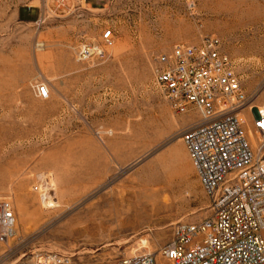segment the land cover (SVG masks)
Returning <instances> with one entry per match:
<instances>
[{
  "label": "rangeland",
  "instance_id": "374dc122",
  "mask_svg": "<svg viewBox=\"0 0 264 264\" xmlns=\"http://www.w3.org/2000/svg\"><path fill=\"white\" fill-rule=\"evenodd\" d=\"M73 1L71 12L55 14L47 0H0V200L18 223L0 244V264L48 253L116 263L156 251L175 224L209 216L180 140L186 116L154 79L157 55L214 36L243 90L264 103V0H107L98 10ZM34 2L41 21L19 22L17 8ZM106 29L108 57L78 62L75 49ZM150 192L160 208L139 215L138 197Z\"/></svg>",
  "mask_w": 264,
  "mask_h": 264
},
{
  "label": "built area",
  "instance_id": "2783aa9c",
  "mask_svg": "<svg viewBox=\"0 0 264 264\" xmlns=\"http://www.w3.org/2000/svg\"><path fill=\"white\" fill-rule=\"evenodd\" d=\"M113 43V32L106 29L97 43L78 46L75 58L104 61ZM154 62L156 85L171 110L196 116L180 140L211 213L197 223L175 224L169 241L152 253L116 263L48 253L33 264H264V103L243 90L214 36H203L198 45L177 44ZM35 91L39 98L47 96L43 85ZM15 224L11 202L0 200V244L13 237Z\"/></svg>",
  "mask_w": 264,
  "mask_h": 264
},
{
  "label": "crops",
  "instance_id": "0c3cea01",
  "mask_svg": "<svg viewBox=\"0 0 264 264\" xmlns=\"http://www.w3.org/2000/svg\"><path fill=\"white\" fill-rule=\"evenodd\" d=\"M107 0H83V3L87 6L84 7L86 9L91 10H98L100 7H106V5L103 3ZM59 2L62 3V6L58 7ZM74 1L73 0H47V9L51 13H58L60 11L71 12L76 7L73 6ZM67 5H70V7H66ZM82 8V7H78ZM43 14V8L40 7V2H34L29 5H20L17 8L16 16L19 22L21 23H27V24H36L41 20ZM185 123L186 126L189 125L195 118V115L188 114L185 115ZM185 126V127H186ZM184 128V127H183Z\"/></svg>",
  "mask_w": 264,
  "mask_h": 264
},
{
  "label": "bare ground",
  "instance_id": "6f19581e",
  "mask_svg": "<svg viewBox=\"0 0 264 264\" xmlns=\"http://www.w3.org/2000/svg\"><path fill=\"white\" fill-rule=\"evenodd\" d=\"M148 183H149V185L152 186V185H154L155 181H154V180H151V181H149ZM154 195H157L156 192H154V193L150 192V194H147V193H143V194H141V195L138 197V199H142V198H144L145 201H144V202H141V200H139V202H138L137 204H138V206H139V205L141 206V209H138V206H137V204H136L133 210H134L135 212H138L139 215H141V213H142V212H145L148 208H149L150 212L155 211L156 208L159 209L160 207H157V205H155L154 203L151 202V199H150V198H151L152 196H154ZM45 197H46L48 200L53 201V199L49 196V190L46 191ZM149 199H150V201H149ZM137 201H138V200H137ZM139 208H140V207H139ZM113 212H114V211H113ZM87 213H88V212H87ZM146 213H147V212H146ZM146 213H145V215H146ZM22 214L24 215L23 217L27 218V215H28L27 211L22 210ZM121 214H123V210H122V208L115 209V213H114V215L111 216V217H113V219H119V217H120ZM131 215H132V214H131ZM142 215H143V214H142ZM89 217H90V216H89ZM87 218H88V217H87ZM90 223L93 225V222H90ZM111 224H112V223H111ZM119 224H120V223H119ZM98 225H99V224H98ZM17 228H18V223L16 222L15 227H14V231H15V232H17Z\"/></svg>",
  "mask_w": 264,
  "mask_h": 264
}]
</instances>
